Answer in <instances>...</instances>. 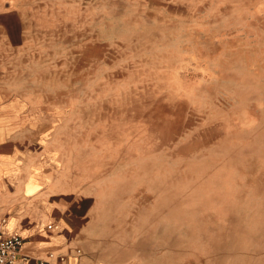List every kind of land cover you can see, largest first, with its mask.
<instances>
[{"label":"rangeland","instance_id":"374dc122","mask_svg":"<svg viewBox=\"0 0 264 264\" xmlns=\"http://www.w3.org/2000/svg\"><path fill=\"white\" fill-rule=\"evenodd\" d=\"M0 16V98L43 113L87 195V264H264V0Z\"/></svg>","mask_w":264,"mask_h":264},{"label":"crops","instance_id":"0c3cea01","mask_svg":"<svg viewBox=\"0 0 264 264\" xmlns=\"http://www.w3.org/2000/svg\"><path fill=\"white\" fill-rule=\"evenodd\" d=\"M2 20L0 16V26ZM11 99L0 98V220H6L4 233L23 241L19 264H57L48 258L50 252L67 256L68 264H87V195L79 194L61 172L43 113L24 109L21 98ZM51 223L58 229L47 230Z\"/></svg>","mask_w":264,"mask_h":264},{"label":"built area","instance_id":"2783aa9c","mask_svg":"<svg viewBox=\"0 0 264 264\" xmlns=\"http://www.w3.org/2000/svg\"><path fill=\"white\" fill-rule=\"evenodd\" d=\"M6 225V220H0V264H19V254L20 249L23 245V241L20 236L10 235L7 236L4 233V227ZM47 230L54 231L57 228L54 224H49L46 227ZM76 255H79L80 250L76 249ZM48 258L51 260H55L57 264H68L67 256L64 255H54L48 254ZM39 264H45L43 261H39Z\"/></svg>","mask_w":264,"mask_h":264}]
</instances>
